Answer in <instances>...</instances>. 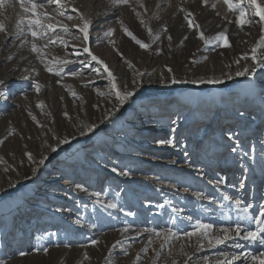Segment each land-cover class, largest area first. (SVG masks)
<instances>
[{
  "label": "rangeland",
  "instance_id": "1",
  "mask_svg": "<svg viewBox=\"0 0 264 264\" xmlns=\"http://www.w3.org/2000/svg\"><path fill=\"white\" fill-rule=\"evenodd\" d=\"M43 2L45 8L37 11L47 12L51 17L42 19L43 24L59 22L67 25L72 33H78L73 26L81 21L72 7L91 21L87 47L109 69L115 63V71L122 75L120 83L118 75L115 76L118 88L133 92V96L124 105L115 98L109 102L107 93L96 89L110 90L107 73L82 51L85 46L82 41L65 35L59 27L56 33L49 32L47 38L35 41L27 31L17 36L19 21L29 14L21 11L17 0H5L0 7V23L5 26V31L0 32V80L8 79L10 87L0 89V189L10 184L15 187L0 194V207L6 209L8 202L20 199L25 190L37 185H33L32 197L20 199L29 210L27 214L20 207L0 212V230L5 225L12 236V242L8 243L3 240L5 233L0 235V264H8L13 258L24 262L36 254H42L39 256L45 261L42 264H172L173 261L216 264L218 259H226L221 253H227L232 264H253L251 257L264 253V243H261L264 232L259 231L264 228V216L260 215L264 210V90L254 89V82L264 79V61L254 64L250 58L251 48L264 33L259 17L253 15L255 9H250L247 0H243L252 23L238 26V13L229 11L224 0H207L206 4L202 0H140V3L130 0V5L120 6L111 5L110 0H65V17L57 15L56 5ZM258 3L264 6V0ZM186 13L192 14L189 18L212 43L205 45L198 37V30L188 27ZM68 15L73 19L68 20ZM120 22L149 48H140L126 36ZM229 27H238L240 36H235ZM108 29H113L111 37L104 36ZM221 32L226 33L229 47L215 39ZM60 38L68 41L67 47L59 42L49 43L50 39ZM33 42L44 53V61L57 58L69 59L72 63H48V67L62 69L60 75L46 71L39 53L31 50ZM73 46L84 53L83 59L73 55ZM238 48L242 51H237ZM243 52H248L249 58L242 59L246 55ZM259 54H264V48L258 50ZM77 57L82 60L77 61ZM223 59L228 61L223 63ZM214 60L218 63L214 64ZM91 68H98L99 74ZM245 69H248L245 75H236ZM98 77L107 80L96 83ZM173 78L177 83H172ZM209 79L223 82L210 84ZM34 83L40 85L39 90ZM194 90L201 95L215 90L222 104L240 98L239 94L243 96L242 90L252 95L244 107L246 110L235 108L221 123L215 119L219 106L208 105V100L203 98L195 105L181 99ZM134 105L144 113L127 114ZM145 108L151 113L147 114ZM142 116L146 117L140 121ZM122 117L139 123L133 128L147 127L139 131L141 134H131L144 143L139 145L128 139L131 148L124 149L119 144L102 147L99 142L105 136L128 135L125 131L110 129ZM167 117L169 122L165 124ZM92 124L97 127L81 135L85 126ZM55 132L60 140L67 139L68 143L50 152L43 141L48 138L53 144L57 138ZM159 141L169 146L175 144L178 151L170 146L168 155H162L164 148L155 146ZM87 151L96 153L93 159L98 169L94 168L92 176L82 167L90 159ZM45 153L49 154L44 163L38 164L37 158ZM175 155H178L176 159ZM53 167L78 171L83 181L74 178L72 187L86 183L91 189L89 192L94 193L91 200L73 202L55 196L54 203L48 204L44 208L48 210L41 215L43 204L39 205V195H45V190L52 194L58 192L46 186L49 173L44 172ZM61 172L66 174L64 170ZM63 201L73 203L59 204ZM34 202L36 206L32 205ZM108 204L116 207L109 208ZM73 208L74 220L53 224L54 215ZM14 213L19 215L16 223H13ZM258 217L261 223H257ZM197 223L212 225L210 238L222 235L224 228L232 230V238L211 246L207 239L198 243L197 237L184 238V233L191 232ZM84 225L99 228L100 234L93 241L106 240L105 249L86 250L92 236L85 229L79 230ZM237 225L241 228V237L251 231L258 233V239L236 237ZM168 229L175 234L169 242L154 234ZM119 240V250L110 253V245ZM161 244L165 247L161 248ZM235 244L241 246L237 248ZM46 246L53 248L47 254L42 251ZM145 248L147 251H142ZM21 252L25 255H20Z\"/></svg>",
  "mask_w": 264,
  "mask_h": 264
},
{
  "label": "snow or ice",
  "instance_id": "2",
  "mask_svg": "<svg viewBox=\"0 0 264 264\" xmlns=\"http://www.w3.org/2000/svg\"><path fill=\"white\" fill-rule=\"evenodd\" d=\"M17 2L19 3L21 11L25 14H29L25 19H22L19 21V23L17 25V28H18V31L16 33L17 36H19L20 34H23L25 31H27L31 35L33 40L35 41L36 39L47 38V34L49 32L56 33V30L59 27L60 31L62 33H64L65 35H71L74 40L82 41V43L85 45L83 47L82 51L84 53H86L88 55V57H90L91 61H95L96 64L100 65V67L103 68V71L105 73H107V79H108L109 84H110V91H109L108 95H114L115 100L120 105H124L126 100L133 96V92L127 91V90L121 91L118 88L117 83H116V77L112 73V71L108 68L107 64L102 59H100L97 55L93 54V52L90 50V48L87 47V42L89 40V28H90L91 21L87 17H85L76 7H72L71 10H72V12L76 13V15L79 18V20L81 21V23L73 26L74 28L78 29V33H72L70 31V29L67 27V25L60 24L59 22H57L56 24H53V23L43 24L42 23V19H51V17L49 16V14L47 12L37 11V9L45 8V2H43V0H17ZM46 2L49 5H51V4L56 5L57 15H59L61 17L66 16V12L63 10L66 7L65 0H46ZM135 2L140 3V0H135ZM110 3L113 6L130 5V0H110ZM202 3L206 4L207 0H202ZM224 3L227 5L229 11H232L234 13H238V15L236 17V23L238 26H243L245 24L252 23V20L246 14L245 7L243 6V0H224ZM247 3L249 5L250 9H255L253 15L259 17L260 22L262 23L261 31H262V33H264V6H262L260 3H258V0H247ZM4 4H5V0H0V7H3ZM67 6H71V5L68 4ZM140 6L144 7L143 4H140ZM213 7H215V5H213ZM182 11H183V9H182ZM136 14H137V16H139V13H136ZM191 16H192L191 13H186V15H185V20L187 21L188 27L190 29L196 28L198 30V37H199V39H201L205 43V45L212 43V41L210 39L205 38L203 32L199 31L200 26L198 24H195L194 21L189 18ZM66 18L68 20L73 19V17L70 15H68ZM120 23H121V30L124 32V34L126 36L131 38L137 45H139L140 48H142V49H148L149 48L148 44H146L143 41H141L140 39H138L122 22H120ZM141 23L143 24V21H141ZM25 24L27 26L26 28L21 26V25H25ZM4 31H5V26L3 23H0V32H4ZM148 31H149V35H152V30L148 29ZM165 31H167L166 28H165ZM112 35H113V29H108L104 33L105 37H111ZM156 38L158 39L159 37H156ZM169 39H171V37H169ZM185 39H187V37H185ZM215 39L222 40L223 41L222 46H225V47L230 46L228 39H227V35L224 32L219 33ZM55 42H59L61 45H64L65 47L68 46V41L64 40L62 38H60L58 41L54 40V39L49 40V43H55ZM109 43L114 45V41H112V40H109ZM46 46L47 45H45V47ZM261 48H264V35H262L260 40H258L257 43L251 48L250 58L252 59L254 64L259 63L260 61H264V54L258 55V50ZM31 50L35 53H39V58L42 60V62H45L46 71H49V72L55 71L56 75H60V72L62 71V69H53L51 67H48L47 66L48 63L54 62V63L59 64V65H67L69 63H72V61L69 59H57V58H54L53 61H47V62L44 61V53L42 52L41 48H39L37 46V44L35 42L32 43ZM77 54H79L78 50H77ZM241 58L242 59L249 58V55L246 54L245 56H243ZM8 59H11V57H8ZM237 63H238V61H237ZM129 67H131L130 62H129ZM91 71L99 74L98 68H91ZM169 71H171V69H169ZM247 71H248V69H245L244 71H237L236 75L237 76H243V75H245V73ZM138 74L143 75L142 73H138ZM72 75H77V74L72 73ZM227 78L231 79L230 76ZM196 82L197 81H193V83H196ZM199 82L203 83L205 81H199ZM222 82L223 81L218 80V79L207 80V83H210V84L211 83H222ZM3 83H4V81L0 80V85H2ZM134 83H135V81H134ZM172 83H177V81L173 78ZM34 87L37 90H39L40 85L34 83ZM72 95L75 96L76 94L72 93ZM98 95L103 96V95H105V93L98 92ZM38 107H42V105H38ZM65 115H67V113H65ZM96 127H97V125H95V124L86 125L85 131L82 132L81 135H85L88 132H92ZM159 142L162 143V141H159ZM59 143L66 144V143H68V140L67 139L60 140ZM234 150L235 149H233V151ZM52 151L55 152L56 149L52 148ZM27 155H28L29 159H32V156L30 153H28ZM39 163L43 164L44 159H41L39 161ZM113 171H116V169H113ZM122 174L128 175L127 172H123ZM241 187H243V185H241ZM225 199H229V198L225 197ZM107 207L114 208V207H116V205L115 204H108ZM244 211L247 212L248 208L246 207L244 209ZM260 215L264 216V210L261 211ZM257 223H261V220L259 217L257 218ZM211 229H212L211 224L197 223L194 225L193 230L191 232H185L184 233V238L191 239L192 237H197L198 243L200 240L207 239L209 246H211L213 244H216V245L223 244V243H225L226 240L232 238L230 235L232 230L229 228L222 229L221 230L222 235H216V236H212L210 238ZM259 231L264 232V228H261ZM234 233H235L236 237H240L244 240H256V239H258V233L257 232H251V231L245 232L244 235L241 237V228L239 227V225H237V227L234 229ZM154 234L156 237L163 239L165 242H169L175 235L171 229H168L165 232H155ZM177 239H179V237H177ZM96 243H98V242L92 241L93 245H95ZM261 243H264V240H261ZM240 246L241 245H239V244L234 245V247H237V248ZM164 247H165V244H161V248H164ZM42 251L47 254L48 249L43 248ZM142 251L146 252L147 249L146 248L142 249ZM181 251L183 252V246L181 247ZM124 254L127 255V252H125ZM20 255L23 256V255H25V253L21 252ZM221 255L224 256L226 259H224V260L218 259L216 264H232V261L227 259V253H221ZM85 259H88L86 254H85ZM251 260H252L253 264H264V253H261L259 255H253L251 257ZM172 264H176V262L173 261Z\"/></svg>",
  "mask_w": 264,
  "mask_h": 264
},
{
  "label": "bare ground",
  "instance_id": "3",
  "mask_svg": "<svg viewBox=\"0 0 264 264\" xmlns=\"http://www.w3.org/2000/svg\"><path fill=\"white\" fill-rule=\"evenodd\" d=\"M236 28H238V27H234L233 29L231 28V27H229L228 29H230L234 34H235V36H240V34H239V32L241 31H238ZM74 51H72L73 52V55H75V56H82V59H83V55H84V53L82 52V51H78V53L79 54H77V49H78V47L77 46H73V47H71ZM237 51H242V49L241 48H238L237 49ZM243 53H245V54H248L249 55V53L248 52H243ZM217 54H215L214 56H216ZM79 57V58H80ZM85 58V57H84ZM77 59H78V57H77ZM82 59H78L77 61H81ZM238 59H234L233 60V62L234 61H237ZM217 60H214V64L215 63H218V62H216ZM223 61V63H226V61H228V59L226 60V59H223L222 60ZM229 63H231V60H229ZM110 70L112 71V73L116 76V75H118L117 74V71H115V63H111L110 64ZM121 74L120 75H118V77H119V80L121 79ZM95 79H92L91 81L93 82ZM102 81V80H104V81H106L107 79L106 78H104V77H98L97 79H96V83L98 82V81ZM4 81V83L2 84V85H0V89H8L10 86H9V82L10 81H8V79H5V80H3ZM26 81H28V80H26ZM122 80H120L119 81V83L121 82ZM8 82V83H7ZM96 83H94L93 82V84H96ZM255 84H254V89L255 90H264V79L263 80H260V79H258L257 81H255L254 82ZM98 91H103V92H106L107 93V95H108V93H109V91L110 90H102V89H98V88H96ZM95 90V89H94ZM198 91L197 90H194V92L192 93V94H190V95H185V96H182L181 97V99L182 100H184V101H186V102H189L191 105H195L197 102H199V101H201V100H208L207 101V104L208 105H210L211 104V106H213V105H216V107H220V109H219V111H218V116L215 118L218 122H221L222 121V119L224 118V117H226L225 115H227V117L229 116L228 114L230 113V112H232V113H234L235 111H234V109L235 108H238V109H241V108H244L245 106H248L247 104H248V102H249V99H250V97H251V93H249V94H245V91L244 90H242L241 91V93L243 94V96H241L240 94H239V96H240V98H236V99H233L232 101H230V102H228V104H225V103H221L220 101H221V97H220V95L215 91V90H212L210 93H207L206 95H201V93H197ZM108 97H109V102H111V101H113L114 100V95H108ZM203 98V99H202ZM246 98L248 99L247 101H246ZM2 101V100H1ZM11 101V100H10ZM244 101H246V103L244 104ZM108 102V103H109ZM2 103V102H1ZM11 103H13V101H11ZM2 104H5V101L2 103ZM1 104V105H2ZM7 104V103H6ZM106 103L105 102H103L102 103V105L104 106ZM227 106H225V105ZM7 108H8V105L6 106ZM136 109H135V108ZM141 109V107H136L135 105L134 106H132V108L129 110V112L127 113V114H130L131 115V113H137V112H140V111H142V110H140ZM224 109H228L227 111H224ZM238 109H236V110H238ZM245 109V108H244ZM86 110V109H85ZM145 110H146V113L148 114V113H151L150 111H148V108H145ZM246 110V109H245ZM248 110V109H247ZM83 112H84V115L86 116V111H84L83 110ZM141 113H144V111H142ZM166 113H169V111L168 112H166ZM165 113V114H166ZM238 113H239V111H238ZM51 114V113H50ZM200 115V114H199ZM148 116H150V115H148ZM239 117H243V116H240V115H238ZM52 117H53V115H52ZM146 116H142V118H141V120L140 121H142V119H144ZM51 118V117H50ZM192 118H195V116H193ZM192 118L190 117V119H189V122L192 120ZM213 118V119H214ZM263 119H264V115H263V117H262ZM150 121H157V120H153V118H148ZM167 122L165 123V124H168V117H167ZM136 121V120H135ZM135 121H132L131 119H124V117H122V118H120V119H117L116 121H114L113 123H112V125H111V130H113V131H117V130H119V131H125V133L126 134H128V135H126V136H121V135H119L118 134V136H117V138H116V136H114V135H112V136H110V135H108V136H105V137H103V141H100L99 142V144H101V146L102 147H104V148H106V147H108V145L110 144V145H113L114 146V144H119L122 148H124V149H126V147L127 148H131L130 147V140H133V141H135L136 143H138L139 145H142L143 143L141 142V141H139V140H137L136 138H133L132 136H131V134L132 135H134V134H136V133H140L139 131H141V130H144L145 128L147 129V127L146 126H141L140 128H133L132 126H134V125H138L139 123H137V121L135 122ZM144 121V120H143ZM160 121V120H159ZM182 121V120H181ZM183 121H186L185 119H183ZM230 121H232L231 119H230ZM161 122H164V121H161ZM222 123V122H221ZM55 127V126H54ZM162 130H160L161 132L163 131V129H164V127L163 128H161ZM159 131V133L161 134V132ZM123 133V132H122ZM137 134V135H138ZM141 134V133H140ZM216 134H217V132H216ZM223 135V134H222ZM221 135V136H222ZM54 136H56L57 138L54 140L55 142L53 143L54 145L56 144V142H58V141H60V139H59V135H58V133H56L55 132V134H54ZM160 136V135H159ZM193 137H194V135H193ZM216 137L217 138H219V136H218V134L216 135ZM127 139V140H126ZM128 139H130L129 141H128ZM43 142H45V144H47V146H48V148H49V150H50V152H52V147L54 146L53 144H51L50 142H49V139L48 138H44V141ZM156 143V142H155ZM133 146H135L134 144H132ZM62 146V144L61 143H58L57 144V147H53V148H55L56 150L59 148V147H61ZM155 146H157V147H160V149L161 148H164L163 149V153H162V155H165V154H167L170 150H169V147L171 146V148H172V146L173 147H176L175 146V144L174 145H170L169 146V144L168 145H166L165 143H160V142H157V144L155 145ZM117 147V146H116ZM124 151V150H123ZM134 151V150H133ZM175 152H177L178 151V147H176L175 148V150H174ZM49 152V153H50ZM126 152V151H125ZM157 152H159V151H157ZM48 153V154H49ZM82 153V152H81ZM85 153H88L87 154V159L88 158H90L89 159V161H87V164L88 165H84V163L86 162H83V168H84V170H85V172H87V174L89 175L90 174V176H92V174H93V171H95L94 170V168H97L98 169V165H94V155L96 156V153L95 152H93V153H90V151H87V152H85ZM48 154H44L43 156H41V157H39V158H37V162H38V164H40L39 163V161L41 160V159H44V161H45V159H46V157H47V155ZM132 154V153H131ZM135 154V153H134ZM98 155V154H97ZM168 155V154H167ZM129 156V155H128ZM177 156L178 155H175V157H174V159H176L177 158ZM131 157H137L138 158V156H134V155H132ZM144 158L146 157V156H143ZM147 158V157H146ZM142 159V158H141ZM149 159V158H148ZM91 160V161H90ZM61 168H63V167H53V170L52 169H50V170H46L44 173L45 174H48V178H47V189L48 188H51V189H57L58 190V194L57 193H55V192H53L54 194H52L51 193V191H48V190H45V192L47 191V193L45 194V195H39V200H40V203H39V205H42L43 204V209L41 208V215H43L47 210L46 209H44V208H46V206L48 207V204H52V202L54 203V199H55V196H58V197H60V198H63V199H65V198H67V199H72V201L73 202H77V201H81V202H85V201H90L91 199H89V198H92L93 196H94V193L93 192H89L91 189L90 188H88L87 187V185H86V183L85 184H83L82 182H81V184H78V185H74L73 187H72V183H73V181H74V178H76V179H79V181H83V179L81 178V176H80V174L78 173V171L76 172V173H74L73 171H70V172H68V170L66 169V168H63V169H61ZM87 169H89V172L90 173H88V170ZM62 170H64L65 171V173L66 174H63L61 171ZM89 176V177H90ZM41 181H43V180H41ZM46 181V180H45ZM33 185H37V183H35V184H33ZM30 186L27 190H25L19 197H20V199H22V200H27V199H29L30 197H32V193H33V188L35 187V186ZM13 187H15V184H10V185H8V186H4L3 188H1L0 189V194H2L3 192H5L6 190H9V189H11V188H13ZM93 187H95V186H93ZM96 197V196H95ZM42 198H45L43 201H42ZM100 198V197H99ZM20 199H13L11 202H8L7 203V205H6V209H12L13 207H20V208H22L23 209V211H21L23 214H27L28 212H29V210L26 208V206H24V205H22L21 204V200ZM56 202V201H55ZM73 202H61V203H59V204H61V205H64V204H66V203H69V205H70V203H73ZM99 202V201H98ZM97 202V203H98ZM64 203V204H63ZM28 205V204H27ZM33 206H36V202H34L33 204H32ZM152 205V204H151ZM28 207V206H27ZM32 207V206H31ZM6 209H4V208H2V207H0V212H2V211H5ZM34 209V208H33ZM38 209V208H37ZM39 210V209H38ZM23 214L21 215V216H23ZM76 214L74 213V208L73 209H70V210H67V209H63V211H61V212H58L56 215H54V223L53 224H57V223H65L66 224V222L67 221H71V220H74L75 219V217H74V219H72L71 217H73V216H75ZM13 223H14V221H15V223H16V220L18 219V217H19V215L17 214V213H14L13 215ZM42 221H44L43 220V218L41 219ZM34 220L33 221H31V225H34ZM26 223H30V221H26ZM44 223H46V221H44ZM82 224H83V222H82ZM89 225V224H88ZM86 226L87 225H84V227H81L79 230H82V229H85L86 231H87V233H89L90 234V236H92V239L88 242V244H87V246H85L86 247V250L87 249H91V250H99V249H105V247H103L104 246V244H105V241L106 240H101V239H99V238H97L96 239V241L98 242V243H96L95 245H93L92 244V241H93V239H94V237H96V236H98L99 234H100V231H99V228L98 227H96V226H93V225H90L88 228H86ZM29 227V226H28ZM7 227H5V225L4 226H1V230H0V235L1 234H3V233H5V237L3 236V240H5L6 242H12V241H10L11 240V238H12V236H10V234H8V233H10L9 231L10 230H7L6 229ZM19 230H20V228H19ZM18 232V231H17ZM126 235V234H125ZM126 236H128V235H126ZM1 237V236H0ZM10 237V238H9ZM103 238V237H102ZM120 240L117 242V243H112L111 245H110V253H113V252H115V251H118L119 250V247H117V245L118 244H120ZM42 246H43V244H42ZM45 246V245H44ZM44 248V247H43ZM46 248L48 249V253L51 251V249H53V248H50V246H46ZM50 249V250H49ZM43 253V252H42ZM39 254V253H38ZM40 255H42V254H39L38 256H37V254L36 255H32L30 258H26L25 259V261L24 262H19V261H16L14 258L8 263V264H42L43 263V259L42 258H39V256ZM48 255H51V254H48ZM45 262V261H44Z\"/></svg>",
  "mask_w": 264,
  "mask_h": 264
}]
</instances>
